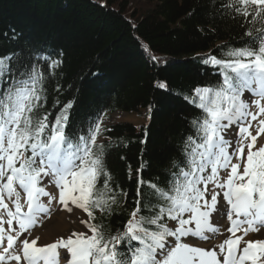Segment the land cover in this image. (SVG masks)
I'll return each instance as SVG.
<instances>
[{"label":"snow or ice","instance_id":"6c2138e0","mask_svg":"<svg viewBox=\"0 0 264 264\" xmlns=\"http://www.w3.org/2000/svg\"><path fill=\"white\" fill-rule=\"evenodd\" d=\"M207 10L214 19L239 20L247 38L244 46L228 48L223 58H202L204 65L219 68L222 81L197 86L183 96L201 110L189 122L195 135L183 140V159L172 161L164 187L138 175L136 207L124 231L108 239L104 226L93 223L95 211L111 214L117 202L105 145L98 142L103 116L69 137L74 99L60 108L54 121L50 113L38 115L47 99L45 85L61 67L63 52L53 58L49 52L19 49L0 56V79L7 85L0 90V264H59L60 250L66 252L65 264H264V239H245L264 229V145L255 148L264 133V0H207ZM2 35L17 40L15 32ZM157 86L166 88L164 83ZM56 91H61L59 84ZM246 92L256 97L251 105L243 98ZM253 121H258L256 135L249 131ZM129 173L131 178L130 166ZM101 177L104 184L98 189ZM47 184L58 190V200ZM145 186L156 203L145 200ZM221 193L223 205L218 201ZM41 197L49 198L48 205L56 200L69 212V202L82 209L88 219L80 223L91 235L72 232L44 246H37L39 237L22 236L49 213ZM142 207L149 216L140 215ZM214 214L229 221L230 235L216 246L219 251L184 242L208 241L220 233L211 222Z\"/></svg>","mask_w":264,"mask_h":264},{"label":"trees","instance_id":"16d2710c","mask_svg":"<svg viewBox=\"0 0 264 264\" xmlns=\"http://www.w3.org/2000/svg\"><path fill=\"white\" fill-rule=\"evenodd\" d=\"M141 1L145 9H133L128 0H0V56L19 49L49 52L53 58L63 52L61 67L45 85L47 99L38 115L50 113L54 121L74 99L69 137L115 112H137L144 119L139 126H101L98 142L105 145V165L117 193L111 214L94 213L93 223L104 226L105 239L124 231L136 207L138 175L164 187L172 161L183 159V140L195 135L189 122L201 113L183 96L222 81L219 68L204 65L202 58H223L228 48L243 47L247 39L239 20L209 15L207 0ZM13 32L16 41L3 38ZM6 86L0 79V90ZM142 163L146 166L138 174ZM103 184L101 177L97 188ZM144 191L145 200L156 203L147 186ZM140 215L150 213L142 207Z\"/></svg>","mask_w":264,"mask_h":264},{"label":"rangeland","instance_id":"374dc122","mask_svg":"<svg viewBox=\"0 0 264 264\" xmlns=\"http://www.w3.org/2000/svg\"><path fill=\"white\" fill-rule=\"evenodd\" d=\"M131 4H132V8L133 9H137V8H144L145 5L143 4V2L141 0H128ZM145 9V8H144ZM243 98L251 105V100L256 99L255 96L251 95V93H246L244 94ZM250 111L255 112L256 108L254 105H252L250 107ZM250 119V118H249ZM115 122H128L131 123L135 126H139L144 122V119L142 117V115H140L137 112H130V113H124V114H120L118 112L110 114L106 117V119L103 121L104 125H110L112 123ZM234 128L236 126H233ZM259 130L258 127V121H253L252 122V126L250 127L249 131L251 132L252 135H256L257 131ZM226 138H230V137H226ZM264 142V133H261L256 140L255 143V148L259 147L262 143ZM246 158V156H245ZM236 161L233 160V163H235ZM242 171V169H240ZM221 176H226V173L221 172ZM212 185H209V189L211 190ZM46 190L49 191L50 193H52L54 196L57 197L58 200V190L55 188L54 185L52 184H47L46 186ZM210 198V196H209ZM23 199H24V194H21V203H23ZM44 202L46 203V205H48V197H43ZM218 201L220 202L221 205H223L225 202L223 201V194L221 193L218 196ZM49 206V213L47 215H42L40 218H38L37 224L30 230V234L29 233H24L22 234V236H28L29 239L32 238H36L39 237V239L37 240V245L39 246H44L46 244L49 243H53L54 241H56L57 239L64 237L67 238L69 235H71L72 232H85L84 230V225L80 223L81 219H84V217L74 208H72L69 204V207L72 208V211L69 212L67 209H65L62 205H60L56 200H54L51 205ZM26 210V209H25ZM55 215H63V222L68 223V230H66V232H64L63 234L54 237L53 239H51V235H47L48 232H52L51 229L53 226H51V219L55 216ZM218 214H214V216L211 219V222L213 223V220L215 218V216ZM220 216V215H219ZM85 220V219H84ZM216 227H219L221 229L220 233H217L215 236H212L211 233H209V236H212V238L208 241H206L204 243H196V242H201V240H194L193 242V246H198V247H203L205 245H207L208 247L206 249H213L216 248L217 245H219L220 243H222V241L230 234L226 233V228L229 226V221L227 219L226 215L222 216V223L221 224H216L213 223ZM61 225V224H60ZM59 225H56V227H58ZM194 226V225H193ZM5 227H7L5 225ZM246 227V225H245ZM67 228V227H66ZM50 229V230H49ZM61 230V226L59 228ZM45 232L46 235H45ZM40 233V237L39 235L36 236V234ZM226 233V234H225ZM242 233L238 232L237 235H241ZM55 236V235H54ZM50 238V239H49ZM264 238V229H261L259 232H254V233H250L247 237H245V239H251V240H258V239H263ZM217 251H219L218 248H216ZM61 252V256H60V261L61 264H65V257H66V252L65 250H60Z\"/></svg>","mask_w":264,"mask_h":264},{"label":"bare ground","instance_id":"6f19581e","mask_svg":"<svg viewBox=\"0 0 264 264\" xmlns=\"http://www.w3.org/2000/svg\"><path fill=\"white\" fill-rule=\"evenodd\" d=\"M63 215H55L52 219H51V221H52V223H51V226H53L52 227V229H51V233L50 232H48V234L47 235H51V239H53L54 237H57V236H59V235H61V234H63L64 232H66V230H68V223H66V222H63ZM61 224V225H60ZM56 225H59L58 227H56ZM60 226H61V230L59 229L60 228ZM67 227V228H66ZM50 230V229H49ZM46 233L47 232H45V235H46ZM40 236V233H38V234H36V236ZM55 235V236H54ZM40 237H42V236H40ZM50 239V238H49Z\"/></svg>","mask_w":264,"mask_h":264}]
</instances>
